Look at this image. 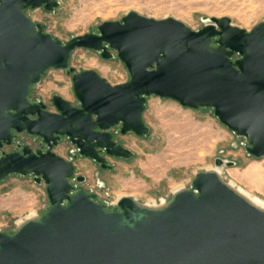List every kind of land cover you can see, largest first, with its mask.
<instances>
[{
  "label": "water",
  "instance_id": "water-1",
  "mask_svg": "<svg viewBox=\"0 0 264 264\" xmlns=\"http://www.w3.org/2000/svg\"><path fill=\"white\" fill-rule=\"evenodd\" d=\"M59 4L0 0V40L10 72L0 87V145L12 140L13 129L48 144L4 152L0 180L31 174L46 182L49 197L44 212L0 230V264H264V206L217 169L199 170L190 186L165 202L124 194L108 207L73 181L86 175L76 174L75 162L54 150L67 136L79 154L111 167L107 155L134 153L114 139L111 128L149 135L143 112L148 95L156 94L212 107L220 122L245 137L247 153L264 156V20L245 30L227 16L209 17L192 29L175 17L129 11L64 42L26 13L37 7L52 12ZM77 48L119 58L130 79L112 83L94 69L75 70L70 57ZM51 68L71 75L76 96L72 101L53 93L55 110L29 96L31 85ZM215 163L235 162L216 157Z\"/></svg>",
  "mask_w": 264,
  "mask_h": 264
},
{
  "label": "rangeland",
  "instance_id": "rangeland-1",
  "mask_svg": "<svg viewBox=\"0 0 264 264\" xmlns=\"http://www.w3.org/2000/svg\"><path fill=\"white\" fill-rule=\"evenodd\" d=\"M54 11L28 8L45 30L66 42L106 20H121L129 11L148 17H175L192 29L207 23L204 18L227 16L245 30L264 20V0H59ZM115 53V51L113 50ZM75 70L94 69L112 83L130 79L119 58L107 59L91 49L77 48L71 53ZM34 92L49 99L57 92L76 101L71 75L64 69H48ZM143 118L149 135L122 133L111 128L114 139L130 147L129 157L108 156L111 167H102L78 153L76 145L63 136L54 150L72 159L76 174H85L82 186L97 193L108 207L121 195H130L148 204L169 200L173 192L191 182L199 170L217 169L224 180L264 206V156H253L244 149L245 137L236 134L214 115L212 107L182 105L172 97L148 95ZM53 110L55 107L51 106ZM233 160V165L216 164L215 158ZM73 181L77 182L75 176ZM260 200V201H259ZM49 205L46 182L31 174L11 173L0 180V230H12L26 217L42 213Z\"/></svg>",
  "mask_w": 264,
  "mask_h": 264
},
{
  "label": "flooded vegetation",
  "instance_id": "flooded-vegetation-1",
  "mask_svg": "<svg viewBox=\"0 0 264 264\" xmlns=\"http://www.w3.org/2000/svg\"><path fill=\"white\" fill-rule=\"evenodd\" d=\"M4 40L5 39L0 40V87H1V83H2L3 87H5L6 82H7L6 78L9 77V75H10L9 57L5 53V45H4L5 41ZM29 96H30L31 101H40V100L44 101L47 104V107L51 110H53V108L51 106L55 107L52 100H51L52 96L49 99H44L40 94L37 95L34 92L33 84L31 85ZM12 133H13V136H12V140L10 142H8L5 139H2L3 142L0 145V156L4 152L15 151V150L21 151L22 147L25 144H29L33 149H36L38 147H42L43 149H46L48 147L47 142L44 141L42 137H40L36 134H30L25 130L16 131L15 129L12 130ZM103 153L106 154L105 151H103ZM107 156H109V155H107ZM84 181L77 180V182H75V181L74 182L81 184Z\"/></svg>",
  "mask_w": 264,
  "mask_h": 264
},
{
  "label": "bare ground",
  "instance_id": "bare-ground-1",
  "mask_svg": "<svg viewBox=\"0 0 264 264\" xmlns=\"http://www.w3.org/2000/svg\"><path fill=\"white\" fill-rule=\"evenodd\" d=\"M251 198V197H250ZM251 199H253L255 202H257V200L255 199V198H251ZM260 201V200H259Z\"/></svg>",
  "mask_w": 264,
  "mask_h": 264
}]
</instances>
